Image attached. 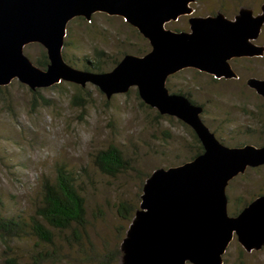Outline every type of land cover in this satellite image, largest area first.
<instances>
[{"label": "rangeland", "instance_id": "1", "mask_svg": "<svg viewBox=\"0 0 264 264\" xmlns=\"http://www.w3.org/2000/svg\"><path fill=\"white\" fill-rule=\"evenodd\" d=\"M263 3L195 0L192 16L222 13L233 19L241 8L257 15ZM189 17L165 28L189 31ZM255 44L264 46V26ZM149 49L148 42L122 18L96 13L90 20L75 18L68 23L62 56L71 67L85 70V60L101 59L108 67L125 54L138 56ZM23 52L34 65L45 53L38 44L25 46ZM231 66L237 80H215L184 69L167 79L166 88L186 94L201 106L202 122L224 145L261 147L264 100L246 81L264 79V55L234 59ZM109 145L117 146L130 165L115 178L101 174L92 163L93 155ZM196 146L190 128L145 105L135 87L106 99L91 83L80 87L61 81L34 92L13 80L0 89V213L31 215L40 201L43 178H52L55 165L65 164L78 178L84 228L75 234L58 233L54 245L45 248L48 259H37V264H119L117 251L129 225L118 213L120 205L138 207L146 176L189 161ZM225 193L227 212L236 215L244 204L264 195V165L247 168L229 182ZM40 247L35 239L0 241V264L9 259L33 264L31 257L42 254ZM223 264H264V247L247 253L234 238Z\"/></svg>", "mask_w": 264, "mask_h": 264}, {"label": "water", "instance_id": "2", "mask_svg": "<svg viewBox=\"0 0 264 264\" xmlns=\"http://www.w3.org/2000/svg\"><path fill=\"white\" fill-rule=\"evenodd\" d=\"M194 1L0 0V87L13 80L31 91L61 81L80 87L91 83L106 99L135 87L145 105L186 125L202 146L193 159L156 169L145 179L120 244L119 264H223L234 238L247 253L264 247V195L230 216L225 193L247 168L264 165V145H224L202 122L200 106L166 88L167 79L184 69L236 79L232 59L262 57L264 47L254 41L264 25V3L257 15L241 8L228 19L222 13L192 16ZM96 13L122 18L148 42L149 51L125 54L104 73L68 65L62 56L68 23ZM184 16H190L189 31L165 28ZM29 44L44 49L46 68L26 57ZM246 84L264 100V79L250 78Z\"/></svg>", "mask_w": 264, "mask_h": 264}, {"label": "trees", "instance_id": "3", "mask_svg": "<svg viewBox=\"0 0 264 264\" xmlns=\"http://www.w3.org/2000/svg\"><path fill=\"white\" fill-rule=\"evenodd\" d=\"M143 54H145V52L137 53L138 56ZM96 59L97 58H95V60ZM100 60L101 59H98L96 62L85 60L86 64L83 65L84 71L104 73L112 69L120 61H111L110 65L105 67V62ZM47 64L48 60L46 53H43L42 58L35 63V65L41 69L46 68ZM178 94L184 95L189 99L184 93L178 92ZM192 136L197 146L196 152L190 160L203 152L202 146L193 132ZM92 158L93 166L101 174L112 178L129 170V162L123 156L121 150L115 145H109L107 148L99 150ZM147 177L148 176H146V178ZM77 180L76 174L65 164H56L53 177H44L42 180L40 201L35 206L31 215L28 217H8L0 213V241L7 242L10 240H23L27 238L35 239L42 247H40V252L42 254H36V257H31L33 264H37V259L41 261L47 260L50 254L45 248L54 245L58 233L70 231L71 234H75L76 231L84 228L86 216L85 205L77 185ZM249 203L244 204L243 208ZM138 207H127L121 204L118 213L124 220L130 223ZM120 258L121 253L118 250V263L120 262ZM6 262L7 264H19L15 259H9Z\"/></svg>", "mask_w": 264, "mask_h": 264}, {"label": "flooded vegetation", "instance_id": "4", "mask_svg": "<svg viewBox=\"0 0 264 264\" xmlns=\"http://www.w3.org/2000/svg\"><path fill=\"white\" fill-rule=\"evenodd\" d=\"M264 26V25H263ZM263 28V27H262ZM261 31H262V29H261ZM261 33V32H260ZM260 35V34H259ZM258 39V38H257ZM256 39V40H257ZM255 40V41H256ZM255 41H254V44H255ZM257 45V44H256ZM258 46H260V45H258ZM264 47V46H263ZM253 58H257V57H253ZM261 58V57H260ZM236 59H250V58H236ZM234 59H232L231 61H233ZM231 61L229 62L230 63V66H231ZM231 68H232V66H231ZM232 70L234 71V69L232 68ZM197 71V70H196ZM199 72V71H198ZM202 73V72H201ZM234 73L237 75V73L234 71ZM204 74H206V73H204ZM206 75H208V74H206ZM173 76V75H172ZM211 76V75H210ZM171 77V76H170ZM213 77V76H212ZM213 79H215V80H221V79H224V78H220V79H218V78H214L213 77ZM238 79V75H237V78L235 79V80H237ZM250 79V78H249ZM257 79V78H256ZM224 80H234V79H224ZM263 80V79H262ZM167 82V81H166ZM247 82V81H246ZM170 93V92H169ZM171 94H178V93H171ZM181 95V94H180ZM184 96V95H183ZM186 97V96H185ZM187 98V97H186ZM188 99V98H187ZM192 104H194V105H196L191 99H188ZM201 107V106H200ZM202 108V107H201ZM203 109V108H202ZM202 112H203V110H202ZM202 114V113H201ZM201 116V115H200Z\"/></svg>", "mask_w": 264, "mask_h": 264}]
</instances>
